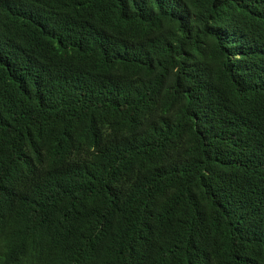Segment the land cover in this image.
<instances>
[{"label":"trees","instance_id":"1","mask_svg":"<svg viewBox=\"0 0 264 264\" xmlns=\"http://www.w3.org/2000/svg\"><path fill=\"white\" fill-rule=\"evenodd\" d=\"M0 264H264V0H0Z\"/></svg>","mask_w":264,"mask_h":264}]
</instances>
